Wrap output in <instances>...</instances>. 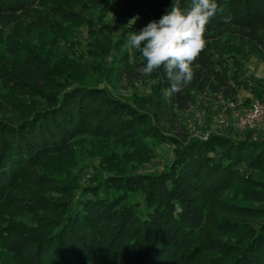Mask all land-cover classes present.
<instances>
[{
    "label": "trees",
    "instance_id": "obj_1",
    "mask_svg": "<svg viewBox=\"0 0 264 264\" xmlns=\"http://www.w3.org/2000/svg\"><path fill=\"white\" fill-rule=\"evenodd\" d=\"M89 1L105 15L124 9L132 19L125 31L137 33L173 6H192ZM78 2L0 0V46L8 52L0 56V264H264V145L252 133L238 142L178 140L162 126L177 124L195 94L231 101L245 88L240 65L217 41L237 38L264 60V0H215L192 81L177 93L166 94L163 68L145 77L142 60H113L105 77L112 88L154 83L151 97L133 104L87 87L75 70L50 68L45 50L57 37L29 41L38 29L61 26L54 20L71 21ZM84 143L107 174L87 187L72 175ZM163 145L173 160L159 175L127 170L148 164Z\"/></svg>",
    "mask_w": 264,
    "mask_h": 264
},
{
    "label": "rangeland",
    "instance_id": "obj_2",
    "mask_svg": "<svg viewBox=\"0 0 264 264\" xmlns=\"http://www.w3.org/2000/svg\"><path fill=\"white\" fill-rule=\"evenodd\" d=\"M89 4V0H79V7L75 9L71 21L54 20L61 26L38 29L29 34V41L36 43L40 37L45 40L57 37L56 48L46 46L45 51L48 53L46 57L50 59L47 62L49 67L60 69L62 73L75 70L74 76L77 75L79 79L86 77L87 87L104 88L113 98L127 104L151 97L150 89L154 83L150 81L136 82L132 86L120 84L116 88L108 84L105 77L108 76L107 69L113 60L125 59L131 63L140 61L141 55L127 44V37L132 32L125 31V26H128L132 19L126 17L124 9H111L105 15L99 7L95 9L86 6ZM71 25L72 28L69 27ZM217 42L224 55L230 59L233 57L240 65L238 80L247 82V85L240 89L238 95L231 101L195 94L194 102L189 108L177 113L178 123L173 127L165 126L163 123L165 130L162 129L169 132L166 134L169 137L180 140L186 135L189 139L200 142H205L210 135L238 142L244 140L248 133H252V141L264 145V121L253 130H239L230 116L231 111H235L238 116L244 115L254 102H258L264 109V60L259 59L251 45L237 38L222 36ZM108 48V53L105 54ZM0 56L5 59L8 56L7 50L1 46ZM229 65L231 67V61ZM0 95L5 96V92L0 90ZM229 105H232L231 111ZM5 114L6 120H13L16 117L15 109L8 106ZM220 119L228 126H219ZM91 146L84 143L76 151L78 165L72 169V175L81 187H87L93 177H107L99 165V156L93 154ZM172 149L168 145L160 146L156 149L155 158L148 164L142 167L129 166L127 170L137 176L159 175L173 160Z\"/></svg>",
    "mask_w": 264,
    "mask_h": 264
},
{
    "label": "clouds",
    "instance_id": "obj_3",
    "mask_svg": "<svg viewBox=\"0 0 264 264\" xmlns=\"http://www.w3.org/2000/svg\"><path fill=\"white\" fill-rule=\"evenodd\" d=\"M215 0H192L187 11L173 6L158 21L127 37L129 47L141 55L140 75L149 76L163 68L171 82L168 95L191 83L193 63L206 46L205 28L216 14Z\"/></svg>",
    "mask_w": 264,
    "mask_h": 264
},
{
    "label": "built area",
    "instance_id": "obj_4",
    "mask_svg": "<svg viewBox=\"0 0 264 264\" xmlns=\"http://www.w3.org/2000/svg\"><path fill=\"white\" fill-rule=\"evenodd\" d=\"M232 105H229L231 111ZM232 120L236 122V126L239 130H253L258 127L264 121V109L258 102L251 104L249 110L242 116H238L235 111L230 112ZM219 126L227 127L228 124L220 119L218 121Z\"/></svg>",
    "mask_w": 264,
    "mask_h": 264
}]
</instances>
